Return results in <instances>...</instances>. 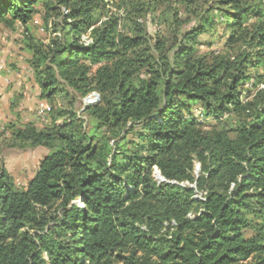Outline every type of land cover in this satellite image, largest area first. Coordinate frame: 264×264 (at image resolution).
<instances>
[{"label": "trees", "instance_id": "trees-1", "mask_svg": "<svg viewBox=\"0 0 264 264\" xmlns=\"http://www.w3.org/2000/svg\"><path fill=\"white\" fill-rule=\"evenodd\" d=\"M18 24L50 108L0 149L51 152L0 167V264H264V0H0Z\"/></svg>", "mask_w": 264, "mask_h": 264}, {"label": "rangeland", "instance_id": "rangeland-1", "mask_svg": "<svg viewBox=\"0 0 264 264\" xmlns=\"http://www.w3.org/2000/svg\"><path fill=\"white\" fill-rule=\"evenodd\" d=\"M160 11H163L161 7H159ZM159 18L153 19L150 15L146 16L145 23L151 34H154L158 26H161ZM27 27L37 37L45 38L48 35L38 13L33 15ZM219 36L220 30L211 38L214 41L213 49H221L222 47V39ZM23 37L24 28L19 24L13 30L0 26V133L4 131V127L10 122L17 126L33 123L38 128L47 122L40 113L42 109L50 108V104L39 97V88L33 81L32 71L26 62L29 54L22 46ZM92 93L96 92H90L80 98L82 107L78 113L83 110L85 105L96 103L99 100L96 93L93 101L88 103L89 101L87 102L86 99L88 97L92 99ZM192 110L196 116H199L198 106H194ZM77 117L88 120L86 116L81 114H78ZM57 123H61V120H57ZM87 127H89V123ZM8 133V131H5L4 135L7 136ZM49 152L51 151L43 146L24 150L2 147L0 149V167L8 171L16 186L24 187L35 173L39 161ZM153 173L156 179L162 180L156 169ZM194 173L195 175L199 173V164L196 161H194ZM183 184L194 186L187 182ZM195 196L200 198L201 193H196Z\"/></svg>", "mask_w": 264, "mask_h": 264}, {"label": "built area", "instance_id": "built-area-1", "mask_svg": "<svg viewBox=\"0 0 264 264\" xmlns=\"http://www.w3.org/2000/svg\"><path fill=\"white\" fill-rule=\"evenodd\" d=\"M92 94H93V98H92V99H90V101H89L88 103H90V102H92V101H93V99H94V96H95V94H96V93H92ZM48 109H49L48 107H47L46 109H42L40 114L42 115V114L44 113V110H48Z\"/></svg>", "mask_w": 264, "mask_h": 264}, {"label": "bare ground", "instance_id": "bare-ground-1", "mask_svg": "<svg viewBox=\"0 0 264 264\" xmlns=\"http://www.w3.org/2000/svg\"><path fill=\"white\" fill-rule=\"evenodd\" d=\"M90 99H91V98H90V97H88V98L86 99V101L88 102V101H90Z\"/></svg>", "mask_w": 264, "mask_h": 264}, {"label": "crops", "instance_id": "crops-1", "mask_svg": "<svg viewBox=\"0 0 264 264\" xmlns=\"http://www.w3.org/2000/svg\"><path fill=\"white\" fill-rule=\"evenodd\" d=\"M35 89V88H34Z\"/></svg>", "mask_w": 264, "mask_h": 264}]
</instances>
